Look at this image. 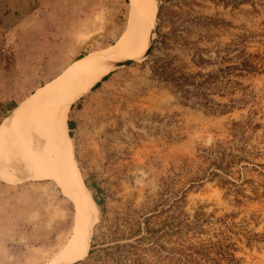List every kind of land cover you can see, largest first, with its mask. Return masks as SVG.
<instances>
[{"label": "rangeland", "instance_id": "rangeland-1", "mask_svg": "<svg viewBox=\"0 0 264 264\" xmlns=\"http://www.w3.org/2000/svg\"><path fill=\"white\" fill-rule=\"evenodd\" d=\"M144 1L156 14L149 54L123 60L68 111L78 183L57 142L52 166L15 181L0 174V264H49L85 197L97 219L77 264H174V226L184 244L175 247L264 264V0ZM9 2L0 0V129L64 84L77 61L114 46L132 0ZM244 58L258 70L213 87L210 99L232 106L223 114L182 101L155 72L158 63L205 76ZM218 149L245 158L225 175L206 159ZM118 245L128 254L113 260Z\"/></svg>", "mask_w": 264, "mask_h": 264}, {"label": "bare ground", "instance_id": "bare-ground-1", "mask_svg": "<svg viewBox=\"0 0 264 264\" xmlns=\"http://www.w3.org/2000/svg\"><path fill=\"white\" fill-rule=\"evenodd\" d=\"M155 17L150 4L144 0H132L128 26L114 46L77 61L64 84L36 100L33 99L17 116L2 125L1 175L15 181L52 166L51 150L54 142H57L61 159L63 158V172L75 184L78 183L72 136L68 132L66 121L68 111L78 97L90 90L114 67L123 63V60L139 59L147 55L152 43ZM108 118V115L99 117L100 121ZM106 127H99L96 135L103 136ZM58 160L60 159H56ZM13 168L16 170L13 171ZM91 205L90 198L85 197L80 205L71 239L49 264H75L88 255L92 234L89 228L97 219V211Z\"/></svg>", "mask_w": 264, "mask_h": 264}, {"label": "trees", "instance_id": "trees-1", "mask_svg": "<svg viewBox=\"0 0 264 264\" xmlns=\"http://www.w3.org/2000/svg\"><path fill=\"white\" fill-rule=\"evenodd\" d=\"M230 50L231 49L229 48L225 49L223 51L224 55L220 56V54H217V57H219L222 62H228L230 59L227 57V55ZM203 62H205V59L200 56L198 64ZM257 70L258 68L256 65H254L249 59L244 58L239 64L220 67L217 73H210L206 74L205 76L185 73L180 71V69L175 66L174 69H171L170 65H159L158 63L156 65L155 72L163 82L172 85L174 88V93L178 95L182 101L186 103L193 101L196 105L204 107L210 113L223 114L226 113L232 106L221 105L210 99V95L215 93L213 87L216 86L218 82H220V84L223 83L225 79L226 85L230 84L232 82L230 79L231 76L242 77L245 73H254ZM197 77H200L201 79L198 80ZM237 84L240 85L239 82H237ZM219 87L222 88V84L219 85ZM221 90L222 89H220V92H223ZM237 125L238 124L236 123L235 126ZM69 126L72 134L74 123L70 122ZM244 158L245 157H238V155L234 154L233 152H227L226 150L221 149L216 151L212 150L210 151V155L206 156V159L209 160L210 165L214 167V169L222 171L225 175L231 174L233 167H235ZM212 174L214 177H218L220 179L221 185H234V183L224 179L226 176L216 172H212ZM178 234L179 232L174 226V264H220L222 261H235L233 255L228 251H224L223 253L216 255L214 258H210L208 254L195 251L192 248L181 249L184 244L179 243L180 241L177 238ZM145 239L146 238L144 236L140 237L138 242H142ZM175 244H178L181 247H175ZM132 246L134 245L131 244V247ZM117 247L121 249L118 255H115L112 252H108V255H113V260L116 258L122 260L128 254H125L123 250L127 246L118 245Z\"/></svg>", "mask_w": 264, "mask_h": 264}, {"label": "crops", "instance_id": "crops-1", "mask_svg": "<svg viewBox=\"0 0 264 264\" xmlns=\"http://www.w3.org/2000/svg\"><path fill=\"white\" fill-rule=\"evenodd\" d=\"M10 2L8 3V7L9 6H12L13 7V5H14V3L16 2V1H18V0H9ZM36 1L37 0H21V2L22 3H26V2H28L29 4H32V5H34V4H36ZM32 5H30L31 7H30V11L32 12V13H34L36 10H35V7H33ZM18 11H19V9H18ZM17 11V12H18ZM30 12V13H31Z\"/></svg>", "mask_w": 264, "mask_h": 264}, {"label": "water", "instance_id": "water-1", "mask_svg": "<svg viewBox=\"0 0 264 264\" xmlns=\"http://www.w3.org/2000/svg\"><path fill=\"white\" fill-rule=\"evenodd\" d=\"M150 50H151V49L148 50L147 55L149 54ZM132 63H133V60H129V61H126V62H125V64H127V65H130V64H132ZM125 64H122V65H125ZM117 66H119V65H117ZM117 66H116V67H117ZM88 254H89V253H88ZM80 261H81V260H80ZM77 263H78V262H77ZM77 263H75V264H77Z\"/></svg>", "mask_w": 264, "mask_h": 264}]
</instances>
